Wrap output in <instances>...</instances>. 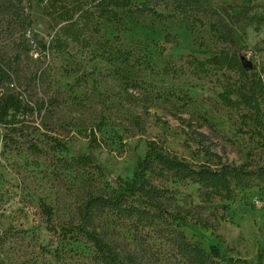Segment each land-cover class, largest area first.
Listing matches in <instances>:
<instances>
[{
	"label": "rangeland",
	"instance_id": "374dc122",
	"mask_svg": "<svg viewBox=\"0 0 264 264\" xmlns=\"http://www.w3.org/2000/svg\"><path fill=\"white\" fill-rule=\"evenodd\" d=\"M226 12L247 17L235 44ZM10 98L0 264H264V0H0V104ZM145 141L193 170L227 167L230 192L157 167L167 219L126 214L114 181L133 180ZM211 142L221 164L201 150ZM89 148L102 168L79 161Z\"/></svg>",
	"mask_w": 264,
	"mask_h": 264
},
{
	"label": "trees",
	"instance_id": "16d2710c",
	"mask_svg": "<svg viewBox=\"0 0 264 264\" xmlns=\"http://www.w3.org/2000/svg\"><path fill=\"white\" fill-rule=\"evenodd\" d=\"M54 1L57 2L59 0ZM149 1L165 3V0ZM226 16L231 25V28L229 29V36L232 39L233 44H235L233 39L235 27L241 25L243 23V18L246 19L247 17L231 15L228 12H226ZM234 66L240 70L243 68L242 62L241 60L239 61V59L234 62ZM254 100L255 107L253 105L250 106L259 110L258 101L256 99ZM19 110L20 106L14 98H10L0 104V124L3 125L7 123L12 116L11 113ZM194 134L201 145L210 141V137L205 133L195 132ZM217 146L218 145L216 143L211 142L210 148L201 147V150L209 161H217L221 164L222 158L216 151ZM90 150L91 148L81 152L78 155L79 161L83 164L94 165L95 167L102 168L99 161L93 156L92 150ZM142 152L144 154L143 156L140 153L136 154L133 180L130 182L115 180V194L114 197L110 199L111 204L117 208L127 206L126 209H124L126 214H130L142 222H144L146 218H152L153 220H166L168 216L164 203L162 202V199L165 198L163 196V192L152 185L148 179V174L154 171L157 167L162 171L185 174L186 178L196 176L198 178L196 183L207 189L215 191L216 194L220 193V189L230 192L228 178L232 175L231 172L233 171L227 167L212 169L209 166L201 165L197 170H193L185 160L180 159L174 153L169 152L163 145L156 141H145ZM45 212L50 216L47 209H45ZM174 219L182 222L179 217ZM79 231L94 244L99 252L106 253L101 240L95 233L88 231L82 226L79 228ZM185 251L203 263L208 262L207 254L199 248L186 245ZM212 252L215 251L213 250ZM215 255L217 256L218 253L215 252ZM228 264H232L231 261H229Z\"/></svg>",
	"mask_w": 264,
	"mask_h": 264
},
{
	"label": "water",
	"instance_id": "95a60500",
	"mask_svg": "<svg viewBox=\"0 0 264 264\" xmlns=\"http://www.w3.org/2000/svg\"><path fill=\"white\" fill-rule=\"evenodd\" d=\"M241 62H242V66H243L245 71H247V72H251L252 71V69H253L252 63H250L245 58H241Z\"/></svg>",
	"mask_w": 264,
	"mask_h": 264
}]
</instances>
